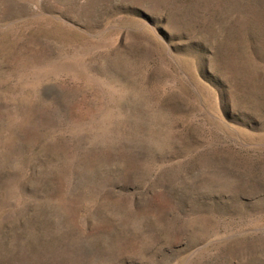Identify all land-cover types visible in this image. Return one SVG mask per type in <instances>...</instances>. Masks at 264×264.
<instances>
[{
    "label": "rangeland",
    "instance_id": "obj_1",
    "mask_svg": "<svg viewBox=\"0 0 264 264\" xmlns=\"http://www.w3.org/2000/svg\"><path fill=\"white\" fill-rule=\"evenodd\" d=\"M0 264H264V0H0Z\"/></svg>",
    "mask_w": 264,
    "mask_h": 264
}]
</instances>
